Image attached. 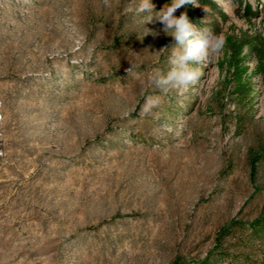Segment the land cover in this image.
Returning a JSON list of instances; mask_svg holds the SVG:
<instances>
[{
    "label": "rangeland",
    "instance_id": "1",
    "mask_svg": "<svg viewBox=\"0 0 264 264\" xmlns=\"http://www.w3.org/2000/svg\"><path fill=\"white\" fill-rule=\"evenodd\" d=\"M245 1L174 13L225 44L163 93L144 83L176 42L140 0H0V264H264V0Z\"/></svg>",
    "mask_w": 264,
    "mask_h": 264
},
{
    "label": "clouds",
    "instance_id": "2",
    "mask_svg": "<svg viewBox=\"0 0 264 264\" xmlns=\"http://www.w3.org/2000/svg\"><path fill=\"white\" fill-rule=\"evenodd\" d=\"M105 6H110L109 0H103ZM186 4L196 5V0H172L170 5H165L159 12L154 11L152 0H140L137 14L147 13L146 23L152 22L153 17L164 24V31L170 32L175 40L168 58L170 69L165 73L160 69L154 70L144 83L145 88H152L167 93L169 90L186 89L195 84L201 77V70L193 64H202L218 55L225 44L222 35L214 33L209 28H197L189 22L186 13L176 17L174 13ZM206 12L207 9H204ZM154 13V14H153ZM147 30V29H146ZM148 31V30H147ZM136 65L128 73H133ZM162 98L157 95H147L141 108V115H148L152 109L159 107Z\"/></svg>",
    "mask_w": 264,
    "mask_h": 264
},
{
    "label": "trees",
    "instance_id": "3",
    "mask_svg": "<svg viewBox=\"0 0 264 264\" xmlns=\"http://www.w3.org/2000/svg\"><path fill=\"white\" fill-rule=\"evenodd\" d=\"M238 3L242 2V0H236ZM258 2V0H255ZM198 4L202 7L208 8L213 13L219 15L223 19H227L226 13L223 11L222 7L217 4L216 0H196ZM245 14L247 16H251L254 12L251 9V6L248 3V0L245 1ZM251 231L254 235H258L260 238H264V223H254L251 224Z\"/></svg>",
    "mask_w": 264,
    "mask_h": 264
},
{
    "label": "built area",
    "instance_id": "4",
    "mask_svg": "<svg viewBox=\"0 0 264 264\" xmlns=\"http://www.w3.org/2000/svg\"><path fill=\"white\" fill-rule=\"evenodd\" d=\"M1 121H2V114L0 112V123H1ZM0 137H1V127H0ZM3 150H4L3 145L0 143V156H2Z\"/></svg>",
    "mask_w": 264,
    "mask_h": 264
}]
</instances>
